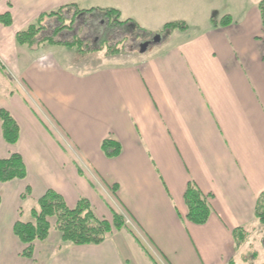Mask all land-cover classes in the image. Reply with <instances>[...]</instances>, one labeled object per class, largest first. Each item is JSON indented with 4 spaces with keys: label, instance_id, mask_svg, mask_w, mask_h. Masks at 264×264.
<instances>
[{
    "label": "crops",
    "instance_id": "1",
    "mask_svg": "<svg viewBox=\"0 0 264 264\" xmlns=\"http://www.w3.org/2000/svg\"><path fill=\"white\" fill-rule=\"evenodd\" d=\"M259 2L0 0V14L11 17L10 25L0 23V109L20 130L18 142L9 144L0 121V159L18 153L27 173L0 182V264H152L126 228L99 244L76 245L62 243L54 223L46 239L32 243L33 257L22 256L26 244L13 224L27 220L48 189L69 208L85 198L108 222L111 211L118 212L111 197L155 264H257L248 256L264 225L255 214L264 191ZM60 7L72 9L70 21L77 10L113 8L119 21H129L125 26L166 35L90 68L67 63L52 46L16 43L18 31ZM225 16L229 23L220 25ZM176 21L186 28L162 30ZM106 137L121 145L115 158L100 149ZM188 182L208 196L204 224L186 219ZM27 186L30 195L22 201Z\"/></svg>",
    "mask_w": 264,
    "mask_h": 264
},
{
    "label": "trees",
    "instance_id": "2",
    "mask_svg": "<svg viewBox=\"0 0 264 264\" xmlns=\"http://www.w3.org/2000/svg\"><path fill=\"white\" fill-rule=\"evenodd\" d=\"M63 8L64 7H60L56 11H50L39 15L36 21L30 23L25 29L18 31L15 34L16 43L18 45H26L27 47L32 48V46L38 42H45L49 45L56 44L74 47L78 52L83 51L81 47L82 42L78 37L75 38L74 36L70 41L54 39V37L59 36L63 30H65L66 25L62 23L55 26L49 35L41 38L37 36L43 28L42 20L46 17L58 18L59 16L57 15L62 12ZM258 10L260 13L261 24L264 29V0H260L258 3ZM91 12H98L101 14L108 22L107 26L114 25L122 27L129 22L128 20L119 21V13L113 8L77 10L75 16ZM229 21V17L225 16L219 21V24L226 25ZM0 23L4 26L10 25V14H0ZM137 28L145 32V30L140 27ZM185 28L186 26L183 22L176 21L166 23L162 30H183ZM0 121L3 139L9 144H16L20 134L19 126L16 120L7 110L0 109ZM100 149L107 158H115L121 152V145L112 137H106L101 141ZM26 174V166L22 157L18 153H11L8 157L0 159V182H7L13 179H23L26 177ZM30 191V187L27 186L24 193L20 195V199L23 201L29 197ZM183 200L187 207L186 219L188 221L198 225L207 222L211 214V206L208 202V196L202 194L194 183L188 182L186 190L183 194ZM111 213L112 223L104 219H100L85 198H80L73 208H69L59 193L52 189H48L41 197L38 198L34 206L29 210V218L27 220L19 218L14 222L13 233L22 243L26 244V247L22 251L21 255L27 258H32V243L35 240L42 241L47 238L51 227L49 222L50 217L55 218L54 228L60 232L62 243L69 242L76 245L99 244L111 234L113 228L121 229L124 227L121 217L113 211H111ZM21 214L22 209L20 208L19 216H21ZM255 214L259 221L264 224V191L257 199ZM127 230L134 236L140 246L152 259V264H155L153 262V257L150 252L144 248L140 239H138L132 230L128 228ZM234 233L237 234V231H234ZM241 237L240 234H238V242L242 239Z\"/></svg>",
    "mask_w": 264,
    "mask_h": 264
},
{
    "label": "rangeland",
    "instance_id": "3",
    "mask_svg": "<svg viewBox=\"0 0 264 264\" xmlns=\"http://www.w3.org/2000/svg\"><path fill=\"white\" fill-rule=\"evenodd\" d=\"M71 10L60 12V16L58 18H44L42 20L43 28L37 34V36L41 38L43 36L49 35L55 26L62 23L66 25L65 30H63V32L59 36L54 37V39H63L66 41H70L74 36L75 38L78 37L82 42L81 47L83 51L78 52L74 47L56 44L49 45L45 42H38L34 44L32 46V49L34 48L35 50H39L44 46H52V50L54 49L56 53H61L62 55L66 56V60L68 61L67 63H69L70 61H74V63L78 64V67L80 68H90L102 64L105 56L115 54L116 52L126 53L133 50L138 51L140 49H145L148 47V45H151V42H155V37L157 39H161L163 35H166L165 31H161L162 34L156 33L159 36L158 37L154 33L141 31L135 26H107L108 22L99 13H95L92 15L82 14L78 16H75L74 14L75 18L72 17L71 21L69 19L66 20L65 18H68V15H71ZM57 46L59 48H57ZM110 201L112 203V206L118 211L117 214L121 217L122 222L124 223L123 228L132 230L138 237V239H140L144 248L150 252V247L148 246V244H146L144 240H142L141 237L137 234L136 227L132 220L128 217L127 214H125V212L117 205L116 201L111 197ZM28 205L29 204H25L24 206V217L28 216L27 213L30 208V206ZM49 222L55 224V218L50 217ZM110 223H112V213ZM261 227V232L259 233L257 238L254 239L251 245L252 252H250V255L248 256V260L250 261V263L257 262V264H264V225H261ZM112 230L115 229L113 228ZM53 231H55L56 234L59 233L55 228L53 229Z\"/></svg>",
    "mask_w": 264,
    "mask_h": 264
},
{
    "label": "water",
    "instance_id": "4",
    "mask_svg": "<svg viewBox=\"0 0 264 264\" xmlns=\"http://www.w3.org/2000/svg\"><path fill=\"white\" fill-rule=\"evenodd\" d=\"M263 243H264V237H263Z\"/></svg>",
    "mask_w": 264,
    "mask_h": 264
}]
</instances>
